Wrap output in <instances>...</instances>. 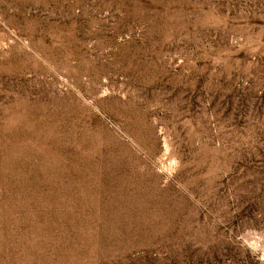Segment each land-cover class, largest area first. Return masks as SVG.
I'll return each mask as SVG.
<instances>
[{
  "label": "rangeland",
  "instance_id": "374dc122",
  "mask_svg": "<svg viewBox=\"0 0 264 264\" xmlns=\"http://www.w3.org/2000/svg\"><path fill=\"white\" fill-rule=\"evenodd\" d=\"M0 264H264V0H0Z\"/></svg>",
  "mask_w": 264,
  "mask_h": 264
}]
</instances>
